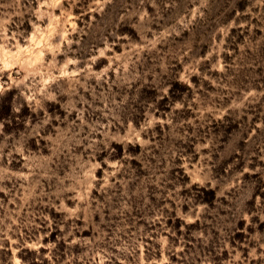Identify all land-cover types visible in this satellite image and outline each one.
<instances>
[{
  "label": "rangeland",
  "instance_id": "rangeland-1",
  "mask_svg": "<svg viewBox=\"0 0 264 264\" xmlns=\"http://www.w3.org/2000/svg\"><path fill=\"white\" fill-rule=\"evenodd\" d=\"M0 264H264V0H0Z\"/></svg>",
  "mask_w": 264,
  "mask_h": 264
}]
</instances>
